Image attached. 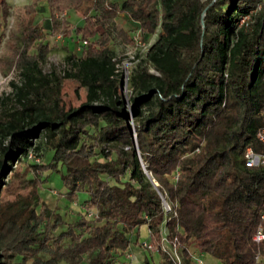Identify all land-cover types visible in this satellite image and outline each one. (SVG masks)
I'll return each instance as SVG.
<instances>
[{"label":"trees","instance_id":"obj_1","mask_svg":"<svg viewBox=\"0 0 264 264\" xmlns=\"http://www.w3.org/2000/svg\"><path fill=\"white\" fill-rule=\"evenodd\" d=\"M260 2L79 0L74 9L83 23L70 26L64 17L68 0H29L13 7L0 0V24L11 15L15 27L0 69L3 75L11 68L18 75L4 97L12 105L0 111V191L8 186L9 172L18 177L20 159L29 150L36 155L34 141L42 133L51 149L49 161L30 166L62 171L67 198L84 192V203L96 214L70 223L49 245L48 222L35 213L36 191L32 198L0 203V264H26L28 259V264H115V256L130 249L142 225L156 247L158 264H175L160 246L162 224L183 264H197L188 245L215 264H264V239H252L257 227L264 233V169L243 164L246 146L260 150ZM258 3L246 24L238 25ZM44 7L48 30L72 31L86 41L78 55L65 56L68 68L62 74L43 73L40 67L49 47L41 41L43 24L34 18ZM120 13L138 24L142 39L154 35L127 76L128 106L118 93L122 58L110 48L114 38L132 43L117 23ZM66 78L85 88L84 100L70 110L61 100ZM95 145L101 161L92 158ZM143 170L165 193L169 212L163 211ZM140 264L150 262L145 257Z\"/></svg>","mask_w":264,"mask_h":264},{"label":"rangeland","instance_id":"obj_2","mask_svg":"<svg viewBox=\"0 0 264 264\" xmlns=\"http://www.w3.org/2000/svg\"><path fill=\"white\" fill-rule=\"evenodd\" d=\"M10 6L23 5L29 2V0H5ZM42 3V2H41ZM45 5V3H42ZM69 8L64 11V17L70 26L82 25L83 19L78 16L75 12L74 7L79 4V0H68ZM45 11V12H44ZM48 20L47 7H44L34 18V23L40 22L43 24V31L41 41L47 43L49 51L43 62L40 63V67L43 73H48L54 71L56 73L62 74L63 70L68 68V63L65 60V56L69 53L78 55L81 52V43L78 38L71 31L70 34H64L62 32H53L46 28ZM117 23L128 33L132 38V43L125 44L114 38L110 42V48L113 49L116 57H121L119 67L123 71H127V76L129 71L133 68L136 62L143 56L146 51L147 46L153 41L154 35H149L147 39H142L138 31V24H133L124 16H119ZM13 17L9 15L5 21L0 24V59L2 55L7 51L6 42L9 39L11 33H14ZM71 28V27H70ZM31 49L29 52H33ZM132 56V57H131ZM10 81H18V75L14 69L8 70L6 74L3 75L0 69V111L8 106L12 105L10 99H4L8 96L11 87L9 85ZM119 95L123 99H127L129 96V89L127 82L124 81L120 84ZM85 88L77 80L66 78L63 80V85L61 89V100L64 108L70 110L78 106L84 100ZM93 130V128H91ZM87 142H92L91 139H87ZM38 143V150L35 151L36 157L38 158V163L45 164L49 161L51 149L49 145L44 142L42 133L39 135L37 140L34 141ZM93 159L102 160V156L99 153L98 146H94ZM30 159L24 158L16 164L15 170L18 177H12L11 172H9L5 180L8 182V186H3L0 191V203L4 204L18 199L20 196H29L32 198L34 192L36 191L37 197L35 200L36 211L41 216L43 215V220L46 218L48 222L46 228V235L49 237V245L55 243L58 240V235L60 232L66 230L67 226L82 218L88 220L85 214V210H93L94 208H88L84 203V199L87 195L84 192L77 191L75 193L76 198H67V188L62 184L61 172L53 170H42L34 169L30 165L33 164ZM25 172V173H24ZM24 174L25 179H31L32 181L26 183L22 181ZM154 181V180H153ZM155 184L157 182L154 181ZM26 184V185H25ZM162 192V190H161ZM165 197V196H164ZM168 207L170 204L165 200ZM163 211L167 213V207L163 206ZM92 218V217H91ZM52 224V225H51ZM51 225V226H49ZM44 222L40 224L39 230L42 231ZM149 232L145 226H140L137 237H131L130 249L122 254H117L115 260L117 264H131V259L126 257V254L132 253L137 256L139 261L143 258H148L150 264H158L160 258L154 247L153 250H144L139 247V242L144 239L149 240ZM166 229L163 224L160 226V243L161 246L168 252L173 258L175 256L178 258L179 263L183 264L179 251L177 247L173 250L172 244L168 242L165 238ZM150 241V240H149ZM67 239L63 238L60 243L65 244ZM152 243V242H151ZM188 252L190 258L193 261L194 257L201 259L202 264H215V260L210 256L199 252L193 245H188ZM42 257H46L45 254H40ZM19 256L16 260H19ZM139 258V259H138ZM30 262V259L26 261V264Z\"/></svg>","mask_w":264,"mask_h":264},{"label":"built area","instance_id":"obj_3","mask_svg":"<svg viewBox=\"0 0 264 264\" xmlns=\"http://www.w3.org/2000/svg\"><path fill=\"white\" fill-rule=\"evenodd\" d=\"M262 1H264V0H261V2ZM260 3H258L255 6V8H253L251 11H249L248 14H246L244 16H241L239 18V20H238V25L246 24V22L249 19V14L254 12V11H256L257 9H259ZM80 43L81 44H85L86 41L85 40H81ZM119 64L117 65V68L120 71V78H119L120 79L119 80V86H120V84L122 82H124V81L127 82V73H126L127 71H124V69L122 71L121 68L119 67ZM124 104H125V106H128V103H127L126 99H124ZM260 114H261V125L259 126V128L256 131V139H257L258 143L260 144V150L259 151H254L250 146H246L245 149H244V152H243V164L246 167H258V168L264 169V104H263V106L261 108ZM26 158L30 159L34 163H38V158L30 150L27 152ZM176 177H177V173H174L170 177V179L174 181V180H176ZM156 185L158 186V184H156ZM153 187H154V185H153ZM157 195L159 196V198L161 200L162 208H163V206H166L167 207V211L169 212L171 210V208L168 207V205L165 202V200H166L165 197H164L165 193L163 191L162 192L159 191ZM85 214H86V216L88 218L94 217L96 215L95 211H93V210H85ZM263 216H264V211L261 213V217H263ZM252 239L256 243H258V242H260L261 240L264 239V233L262 232L260 227L256 228V230H255V232H254V234L252 236ZM149 240L144 239L143 241L139 242V247L144 249V250H148V251L149 250L150 251L153 250L155 246ZM171 244H172V247H173V250H174L176 248V243L173 241V242H171ZM160 246H161V243H160ZM161 248L165 251V249L162 246H161ZM166 253L173 259L175 264H180L179 260H178V258L176 256H175V258H173L168 252H166ZM126 257L131 259V261H130L131 264H135V263L139 264L138 261L136 260L135 256L132 255L131 253L126 254ZM193 261L195 263H197V264H202L201 259L198 258V257H194Z\"/></svg>","mask_w":264,"mask_h":264},{"label":"water","instance_id":"obj_4","mask_svg":"<svg viewBox=\"0 0 264 264\" xmlns=\"http://www.w3.org/2000/svg\"><path fill=\"white\" fill-rule=\"evenodd\" d=\"M201 22H202V20H201ZM132 145H133V148L135 149L136 147H135V143H134L133 137H132ZM143 172L145 173V175L148 178V180L154 185L155 193L158 194V192L160 191L159 187L154 183L153 179H151L150 175L148 173H146L145 170H143Z\"/></svg>","mask_w":264,"mask_h":264},{"label":"crops","instance_id":"obj_5","mask_svg":"<svg viewBox=\"0 0 264 264\" xmlns=\"http://www.w3.org/2000/svg\"><path fill=\"white\" fill-rule=\"evenodd\" d=\"M45 12V11H44ZM119 16H124V17H126V15L125 14H123V13H120L119 15H118V17ZM118 17H117V19L116 20H118ZM127 18V17H126ZM132 23L133 24H136L137 25V23L136 22H133L132 21ZM78 26H79V24H78ZM142 226H144V225H142ZM132 254V253H131ZM133 255V254H132ZM135 256V255H134ZM135 258H136V260H137V256H135ZM139 259V258H138ZM138 261V260H137ZM138 263L140 264L141 263V259L138 261ZM115 264H117V263H115ZM136 264V263H135Z\"/></svg>","mask_w":264,"mask_h":264}]
</instances>
